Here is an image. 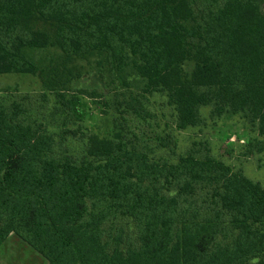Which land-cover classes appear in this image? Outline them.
Segmentation results:
<instances>
[{
    "label": "trees",
    "instance_id": "1",
    "mask_svg": "<svg viewBox=\"0 0 264 264\" xmlns=\"http://www.w3.org/2000/svg\"><path fill=\"white\" fill-rule=\"evenodd\" d=\"M47 47L63 65L103 57L116 92L78 93L112 110L108 135L81 124V74L32 59ZM3 74L37 77L41 93L39 110L0 98V246L14 235L46 264H264L263 185L124 117L146 123V97L162 94L177 130L209 107L242 118L244 155L263 153L264 0H0Z\"/></svg>",
    "mask_w": 264,
    "mask_h": 264
},
{
    "label": "rangeland",
    "instance_id": "2",
    "mask_svg": "<svg viewBox=\"0 0 264 264\" xmlns=\"http://www.w3.org/2000/svg\"><path fill=\"white\" fill-rule=\"evenodd\" d=\"M31 56L39 66L73 68L81 74L79 79L69 84L71 94L78 95L81 99L80 105L85 110L81 124L89 132L100 136L108 135L112 126L111 120L114 117L112 110L99 104V97L92 99L88 95L81 96L78 93L79 91L96 92L108 99L112 93L116 92L108 89L110 75L106 71L103 57L98 54H90L84 58L73 59L63 65L62 54L56 47L32 51ZM127 80L130 83L127 90L140 93V81L130 73H128ZM125 90L120 88L118 92ZM40 93L41 85L37 77L24 74L0 75V98L10 95L26 96L28 103L38 109ZM49 98L53 102V98L51 96ZM146 98L145 108L150 115L146 123L139 122L130 116H124L130 131L149 138L164 137L168 134L175 142V153L179 155L191 149L192 144L195 149L201 152L207 148L215 159L223 161L234 170L242 171L246 177L260 182L264 187V152L253 155L243 154V147L251 133L240 116L224 115L218 118L211 116L210 108L205 107L200 111L198 125L179 131L174 125V111L167 104L166 98L158 93ZM52 126L53 129L50 127L48 130L51 129L57 133L58 127L55 124ZM164 151V155L169 152L167 149ZM0 264H46V262L16 236L10 235L0 246Z\"/></svg>",
    "mask_w": 264,
    "mask_h": 264
}]
</instances>
